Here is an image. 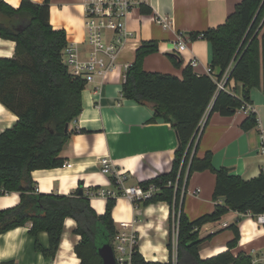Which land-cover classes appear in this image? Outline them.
Wrapping results in <instances>:
<instances>
[{"label": "trees", "instance_id": "trees-1", "mask_svg": "<svg viewBox=\"0 0 264 264\" xmlns=\"http://www.w3.org/2000/svg\"><path fill=\"white\" fill-rule=\"evenodd\" d=\"M49 1L21 0L12 7L0 0V37L15 45L13 56L0 57V104L17 117L0 132V192H17L20 198L18 204L0 209V234L28 223L35 250L54 259L64 232V220L70 217L75 223L72 233L79 236L73 246L79 264H101L96 247L103 241L111 244L117 233L111 216L115 198H106L103 213L97 214L90 206L88 192L80 185L69 195L44 194L35 190L30 175L35 169L64 165L59 153L73 132L68 124L82 111L81 91L86 84L82 77L72 76L62 60L67 44L65 30L52 28ZM139 8L143 13L151 11L143 5ZM196 37L211 44L210 68L214 77L194 72L190 65L182 69L179 78L170 73L145 71L146 55L157 50V42L153 40L140 44L124 73L122 97L151 106L154 114L150 120L161 118L169 122L177 146L168 172L139 183L144 189L150 184L158 189L150 198L132 202L146 206L162 201L169 205V259L146 261L136 244L129 262L122 264H252V257L246 252L233 255L230 251L239 237L235 222L229 225L235 236L228 249L210 258H200L198 247L205 238L198 232L202 225L216 222L229 211L264 214V168L246 181L228 167L214 168L211 153L206 152L200 158L197 147L203 116L206 115V123L213 112L230 116L246 103L252 104V88L259 89L264 96V0H241L224 23L191 35L192 39ZM167 56L175 67L180 66L177 56ZM226 70L225 89H218L216 81ZM230 80L235 82L234 86L229 85ZM242 120L243 131L258 130L253 110ZM204 170L215 175L212 193L215 205L210 212L188 219L182 203L185 186L194 172ZM110 180L115 186L114 178ZM172 227L176 236L174 259ZM39 231L47 234V248L36 239Z\"/></svg>", "mask_w": 264, "mask_h": 264}, {"label": "crops", "instance_id": "crops-1", "mask_svg": "<svg viewBox=\"0 0 264 264\" xmlns=\"http://www.w3.org/2000/svg\"><path fill=\"white\" fill-rule=\"evenodd\" d=\"M4 1L14 7L21 0ZM240 1L149 0L144 7L151 9L150 12L143 13L140 8L131 12L124 23L125 36L116 56V65L104 74H96L81 91L82 111L68 124L73 132L59 153L64 165L32 171L30 175L35 190L44 194L69 195L80 185L89 192L90 206L97 214L103 213L106 197L93 193L101 188L110 190L115 198L111 216L117 232L133 233L137 237L138 251L146 261L167 262L170 254L167 250L169 205L162 201L146 206L133 205L111 183V176L100 172L98 161L101 156H108L115 171L125 172L124 186L139 185L170 170L177 146L174 129L161 118L150 120L154 114L151 106L122 97L120 90L125 66L133 61L135 50L143 41L153 40L157 42V50L146 55L143 62L145 71L170 73L179 78L182 69L196 58L197 65L193 71L205 73L212 61L211 44L201 37L192 39L191 35L224 23ZM84 2L50 0L48 10L52 28L65 30L66 43L77 47L80 58L85 57L89 49L83 25ZM161 16L168 18V27L153 20V17ZM179 39L184 42V48L178 50ZM14 48L13 41L0 37V57L13 56ZM169 54L179 58V67L172 64ZM229 85L234 86L235 82L230 80ZM250 99L258 119V130L243 131L240 128L246 116L241 111L230 116L213 112L206 123V115L202 117L197 147L200 158L206 152L211 153L214 168L228 167L246 181L264 168V96L259 89L252 88ZM16 120V115L0 104V132ZM214 182L215 175L208 170L194 172L190 176L182 199L183 212L188 219L214 208ZM19 200L17 192L3 193L0 195V209L14 206ZM234 222L239 237L230 251L233 255L244 251L252 257V264H258L257 258L264 250V223H259L257 217L250 213L236 211H229L216 222L200 227L198 234L205 238L198 247L200 258H210L228 249V243L235 236L229 225ZM122 223L126 226L123 227ZM74 226L72 218L64 220V232L54 259L45 258L35 250V240L28 234L30 224L4 231L0 234V264H79L73 251L79 240L78 235L72 234ZM173 230L172 227L174 259ZM36 239L44 248L48 247L45 231H39Z\"/></svg>", "mask_w": 264, "mask_h": 264}, {"label": "built area", "instance_id": "built-area-1", "mask_svg": "<svg viewBox=\"0 0 264 264\" xmlns=\"http://www.w3.org/2000/svg\"><path fill=\"white\" fill-rule=\"evenodd\" d=\"M149 0H85L84 2V27L85 41L89 46L85 57L79 56L77 47L74 44H66L62 53V60L66 64L68 72L72 76L82 77L85 82H90L97 74H104L114 68L117 61L118 51L123 44L125 36L124 23L129 14L144 6ZM153 20L163 27H168L169 20L165 16L153 17ZM108 34L111 36L108 37ZM181 35H178L180 38ZM177 49L184 48V42L179 39ZM197 65V59L190 61L192 69ZM128 66H125V69ZM205 74L211 78L214 77V71L210 67L205 69ZM228 71L226 70L222 77L216 81L218 89H225L224 83ZM253 110L252 104L246 103L238 111L247 114ZM202 118L200 120V129ZM100 172L108 174L114 178L115 186L121 190V194L129 201L134 199H147L158 189L150 184L147 189L140 185L124 186L123 182L126 178L125 172L115 171L113 169L112 160L108 156H101L99 161ZM170 181H168V184ZM2 192H0V195ZM93 194L102 197H113V192L107 189H97ZM89 195V192H88ZM259 223H264V214L256 215ZM225 225V224H224ZM125 227V223H122ZM173 236L175 232L173 230ZM111 243L113 254L115 255L116 264L128 263L130 253L137 243V237L133 233L119 231L113 237ZM117 253V254H115ZM258 264H264V250L257 258Z\"/></svg>", "mask_w": 264, "mask_h": 264}, {"label": "water", "instance_id": "water-1", "mask_svg": "<svg viewBox=\"0 0 264 264\" xmlns=\"http://www.w3.org/2000/svg\"><path fill=\"white\" fill-rule=\"evenodd\" d=\"M79 193H82V190ZM96 252L101 258V264H116L115 255L109 241L101 242L96 247Z\"/></svg>", "mask_w": 264, "mask_h": 264}, {"label": "rangeland", "instance_id": "rangeland-1", "mask_svg": "<svg viewBox=\"0 0 264 264\" xmlns=\"http://www.w3.org/2000/svg\"><path fill=\"white\" fill-rule=\"evenodd\" d=\"M73 234V233H72ZM72 234H70L71 235V237H72ZM76 235V234H75ZM79 239V238H78ZM115 254H117V253H115ZM118 255V254H117Z\"/></svg>", "mask_w": 264, "mask_h": 264}]
</instances>
